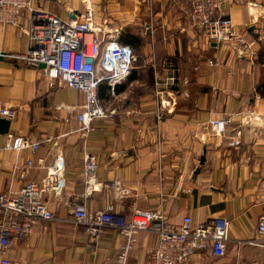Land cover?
Masks as SVG:
<instances>
[{
  "label": "crops",
  "instance_id": "crops-1",
  "mask_svg": "<svg viewBox=\"0 0 264 264\" xmlns=\"http://www.w3.org/2000/svg\"><path fill=\"white\" fill-rule=\"evenodd\" d=\"M33 4L65 21L80 19L89 7L92 22L105 35L129 40L137 67L113 87L99 84L104 116L83 131L76 119L83 94L65 85L50 87L40 68L17 58L27 51L26 38L14 26H0V102L14 111L11 119L1 118L10 121L8 133L40 142L34 153L7 150L6 134L0 133V192L39 183L57 155L65 182L61 194H44L55 219L40 221L33 234L16 241L7 254L11 262L119 264L116 254L125 237L106 228L95 248L89 246L81 228L67 221V207L78 202L94 210L111 204L124 215L161 211L174 225L187 215L195 223L225 217L224 255L200 250L193 264H264V239L256 233L264 216V0L228 4L232 24L251 44L253 57L207 44L182 0ZM19 22L30 24L27 17ZM174 75L177 81L169 85ZM223 118L230 123L218 136L210 121ZM236 132L241 143L230 147ZM86 154L96 156V182L119 180L127 194L117 197L102 186L86 194L81 172ZM27 159L33 167L23 172ZM135 238L127 264H145L157 236L141 231Z\"/></svg>",
  "mask_w": 264,
  "mask_h": 264
},
{
  "label": "built area",
  "instance_id": "built-area-1",
  "mask_svg": "<svg viewBox=\"0 0 264 264\" xmlns=\"http://www.w3.org/2000/svg\"><path fill=\"white\" fill-rule=\"evenodd\" d=\"M87 1L81 0L82 3ZM182 1L190 23L207 44L227 46L239 56H254L251 44L232 24L228 9L231 0ZM85 8L80 19L65 21L55 13L34 6L33 0H0V26H14L18 35L26 38L27 51L17 58L37 68L44 64L40 71L50 87L65 85L83 94L82 111L76 114L83 131L90 130L91 123L104 116L97 96L99 84L107 82L113 87L121 83L133 68L134 61L132 48L122 44L116 35H105L92 22L91 9ZM24 17L30 22L27 27L19 22ZM86 58L92 61L88 63ZM176 81L174 75L168 78L167 83L173 85ZM160 104L163 106L162 101ZM13 116L14 111L0 102V118L11 119ZM229 123V118L210 121L218 136L225 134ZM240 143V132L229 137L228 146L236 147ZM39 146V141L31 142L21 135L8 133L5 136L4 148L7 150L28 149L34 153ZM63 165L62 157L57 155L39 183L29 181L17 191L8 189L0 192V264H15L7 255L13 244L33 234L40 221L55 219L44 194H61L65 185L61 177ZM31 167L33 161L27 159L22 165L23 172ZM96 169V156L86 154L81 166L86 194L100 186L112 190L117 197L127 194L119 180L96 182ZM67 212V221L81 228L92 248L106 228L124 236L126 242L116 254L119 264H127L128 253L136 241L135 235L141 231L154 232L157 236L145 264H193V256L200 250L209 251L213 256H223L228 241L229 221L221 216L195 223L187 215L179 225H174L161 211L135 209L130 215H124L115 211L111 204L94 210L78 202L70 203ZM256 233L264 239V216L258 220Z\"/></svg>",
  "mask_w": 264,
  "mask_h": 264
},
{
  "label": "water",
  "instance_id": "water-1",
  "mask_svg": "<svg viewBox=\"0 0 264 264\" xmlns=\"http://www.w3.org/2000/svg\"><path fill=\"white\" fill-rule=\"evenodd\" d=\"M92 60L90 58H86V62L90 63ZM39 68L44 67V64H39ZM10 121L7 119H0V133L7 134L8 133V125ZM204 158L202 157L200 160V163H203ZM198 172V169L194 171V174L196 175Z\"/></svg>",
  "mask_w": 264,
  "mask_h": 264
},
{
  "label": "trees",
  "instance_id": "trees-1",
  "mask_svg": "<svg viewBox=\"0 0 264 264\" xmlns=\"http://www.w3.org/2000/svg\"><path fill=\"white\" fill-rule=\"evenodd\" d=\"M119 41L122 43V44H127V43H130L129 42V40L128 39H124V40H122V39H119ZM132 52H133V54H134V50L132 49ZM134 65V64H133ZM134 66H136L137 67V65L135 64ZM133 72L134 73H136L137 72V70L136 69H134L133 70ZM110 86V85H109Z\"/></svg>",
  "mask_w": 264,
  "mask_h": 264
},
{
  "label": "rangeland",
  "instance_id": "rangeland-1",
  "mask_svg": "<svg viewBox=\"0 0 264 264\" xmlns=\"http://www.w3.org/2000/svg\"><path fill=\"white\" fill-rule=\"evenodd\" d=\"M134 66V65H133ZM138 71V70H137ZM99 72V71H98ZM264 101L261 103V106L263 107Z\"/></svg>",
  "mask_w": 264,
  "mask_h": 264
},
{
  "label": "bare ground",
  "instance_id": "bare-ground-1",
  "mask_svg": "<svg viewBox=\"0 0 264 264\" xmlns=\"http://www.w3.org/2000/svg\"><path fill=\"white\" fill-rule=\"evenodd\" d=\"M88 48H89V46H88Z\"/></svg>",
  "mask_w": 264,
  "mask_h": 264
}]
</instances>
